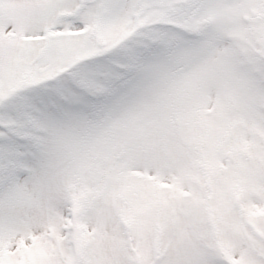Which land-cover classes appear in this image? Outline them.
Here are the masks:
<instances>
[{"label":"snow or ice","instance_id":"snow-or-ice-1","mask_svg":"<svg viewBox=\"0 0 264 264\" xmlns=\"http://www.w3.org/2000/svg\"><path fill=\"white\" fill-rule=\"evenodd\" d=\"M0 264H264V0H0Z\"/></svg>","mask_w":264,"mask_h":264}]
</instances>
